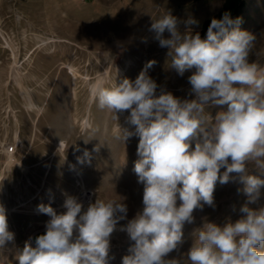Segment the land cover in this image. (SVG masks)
I'll return each mask as SVG.
<instances>
[{"label": "rangeland", "instance_id": "obj_1", "mask_svg": "<svg viewBox=\"0 0 264 264\" xmlns=\"http://www.w3.org/2000/svg\"><path fill=\"white\" fill-rule=\"evenodd\" d=\"M226 12L234 21L240 19L241 30L256 37L248 61L264 69V0H0V206L8 230L16 234L0 249V258H7L4 264H18L16 253L29 240L30 231L46 228L50 217L36 214L37 206L50 204L60 214L66 211L67 196L77 198L85 209L97 198L127 205V218L110 236L109 264H121L134 243L121 229L143 206V185L134 172L140 159L139 137L123 141L118 125L122 131H135L127 122L130 111L117 113L116 119L115 113L92 101V89L106 71L111 76L106 87L124 79L134 81L154 60L148 75L156 81L158 94L164 90L181 100L194 99L188 83L192 71L178 75L170 66L169 49L160 47L149 29L154 20L170 13L181 33L189 18L198 21L191 31L204 39L207 24ZM33 102L42 112L30 110ZM220 110L205 109L213 118ZM85 121L90 127H84ZM13 142L19 148L12 156L16 162L9 167L11 156L5 147ZM99 143L103 145L99 152H92ZM84 149L91 153V162L80 164L77 157L83 156ZM247 166L258 174L255 161ZM225 170L221 168L220 174ZM77 174L89 195L85 202ZM242 189L238 181H217L214 206L194 210V222L184 225L182 243L165 259L190 264L187 253L198 229L205 223L223 226L240 219L247 199ZM261 205L264 187L258 203L249 207Z\"/></svg>", "mask_w": 264, "mask_h": 264}, {"label": "clouds", "instance_id": "obj_2", "mask_svg": "<svg viewBox=\"0 0 264 264\" xmlns=\"http://www.w3.org/2000/svg\"><path fill=\"white\" fill-rule=\"evenodd\" d=\"M239 23L226 12L222 19L211 20L204 39L198 32L192 34L191 26L198 25L192 18L185 21L183 33L170 13L151 24L149 31L159 46L169 49L171 68L180 76L192 71L188 83L194 99L181 100L164 90L158 94L156 81L148 75L154 60L134 81L93 88L94 102L115 113L116 119L117 113L130 111L127 122L135 131H122L118 125L123 141L139 137L134 172L143 185V206L121 229L134 242L121 264H179L165 257L182 243L184 225L194 222V210L214 206L217 181L243 184V216L223 226L205 223L195 232L187 260L264 264V205L249 207L258 203L264 187V69L249 63L256 37L241 30ZM206 107L222 110L213 118ZM91 158L84 149L77 161L90 163ZM249 161L257 163L258 174L249 170ZM221 168L226 169L223 174ZM63 208L66 211L57 214L50 204L37 206L50 220L35 246L29 238L17 251L18 264H109L110 236L127 218V205L97 198L85 209L77 198L67 196ZM12 241L14 233L0 206V249ZM6 259L0 258V264Z\"/></svg>", "mask_w": 264, "mask_h": 264}, {"label": "bare ground", "instance_id": "obj_3", "mask_svg": "<svg viewBox=\"0 0 264 264\" xmlns=\"http://www.w3.org/2000/svg\"><path fill=\"white\" fill-rule=\"evenodd\" d=\"M50 42H57V41H50ZM59 43V42H58ZM48 43H46V44H44V45H47ZM14 56V55H13ZM118 70V69H117ZM72 72H73V70H72ZM74 73V75H75V72H73ZM119 75L120 74H122V71L121 70H118V72H117ZM111 80V76H110V72H107L106 71V73L105 74H103L102 75V77L100 78V80L98 81V83L94 86V87H96V86H100V85H103L104 87H106V83H107V81H110ZM93 87V88H94ZM75 90V89H74ZM32 97L30 96V97H28V100H29V102L31 101L30 99H31ZM92 101L94 100L93 99V89H92ZM30 106V110H36L38 113H40V112H42V109H41V107H39L38 108V106H36V105H33L32 103L29 105ZM84 127H90V123L88 122V121H85L84 122ZM18 135H16V137H17ZM19 137V136H18ZM59 147V149L60 150H63V148H64V144H61V145H59L58 146ZM9 156H11V157H9V160H8V162H7V166H12L16 161L13 159V155H9ZM76 177H81L79 174H77V176ZM81 188L83 189V197L85 198L84 199V202L86 201V199H89L88 198V192L85 190V187H84V185H82L81 184ZM4 193L6 194L7 192H6V190H4ZM87 197V198H86ZM36 214H43V213H40V212H38V210L36 211ZM15 233H14V240H15ZM30 238V237H29ZM5 263V262H4Z\"/></svg>", "mask_w": 264, "mask_h": 264}, {"label": "built area", "instance_id": "obj_4", "mask_svg": "<svg viewBox=\"0 0 264 264\" xmlns=\"http://www.w3.org/2000/svg\"><path fill=\"white\" fill-rule=\"evenodd\" d=\"M19 148V144L17 142H13L11 145H6L5 147V152L8 154V155H15L17 150ZM80 177H78V186L81 187V184L83 185V183H80ZM89 197V195H88Z\"/></svg>", "mask_w": 264, "mask_h": 264}, {"label": "water", "instance_id": "obj_5", "mask_svg": "<svg viewBox=\"0 0 264 264\" xmlns=\"http://www.w3.org/2000/svg\"><path fill=\"white\" fill-rule=\"evenodd\" d=\"M45 232H46V228L43 230H40V231H36L30 235L31 242H32L33 246H35V238L39 235L45 234Z\"/></svg>", "mask_w": 264, "mask_h": 264}, {"label": "crops", "instance_id": "obj_6", "mask_svg": "<svg viewBox=\"0 0 264 264\" xmlns=\"http://www.w3.org/2000/svg\"><path fill=\"white\" fill-rule=\"evenodd\" d=\"M32 101H33V99H32ZM33 104L36 105L34 102H33ZM36 106H37V105H36ZM42 185H43V183H42ZM30 201H32V200H30ZM14 229H15V231H16L17 234H18V233H19V227H18V225H15V226H14ZM43 229H45V228L38 227V228H36V229H33V230L30 231V235L33 234V233L36 232V231H40V230H43ZM15 235H16V234H15ZM18 250H20V249H18Z\"/></svg>", "mask_w": 264, "mask_h": 264}, {"label": "trees", "instance_id": "obj_7", "mask_svg": "<svg viewBox=\"0 0 264 264\" xmlns=\"http://www.w3.org/2000/svg\"><path fill=\"white\" fill-rule=\"evenodd\" d=\"M231 1H235V0H231ZM207 25H210V23H208ZM207 25H206V26H207ZM206 26H205V27H206ZM207 27H209V26H207Z\"/></svg>", "mask_w": 264, "mask_h": 264}]
</instances>
